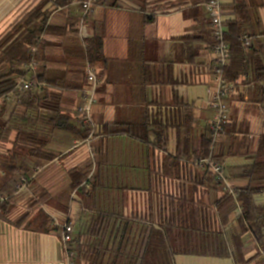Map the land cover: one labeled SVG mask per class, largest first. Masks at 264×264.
Listing matches in <instances>:
<instances>
[{
  "label": "crops",
  "instance_id": "crops-1",
  "mask_svg": "<svg viewBox=\"0 0 264 264\" xmlns=\"http://www.w3.org/2000/svg\"><path fill=\"white\" fill-rule=\"evenodd\" d=\"M37 1L0 0V35ZM79 1L47 6L49 30L40 36L44 44L36 48L38 66L33 72L40 88L46 86L59 97L61 113L75 129L39 122L46 138L43 151L50 159L38 163L27 158L28 178L14 174L7 179L0 170V204L9 207L0 211V264H60L65 255L64 225L72 223V237L79 234L82 241L88 240L86 230L98 211L109 214L120 228L107 233L113 257L124 254L128 261H136L152 227L160 235V225L169 218L172 206L185 199L194 202L193 213L204 214L210 227L222 232L228 256L213 258L230 264H264V238L256 240L240 225L237 208L226 205L218 211L214 204L223 192L205 181L196 183L190 173L203 170L204 162L190 156L182 166L173 164L179 153L200 149L199 138L215 115L209 106L217 86L215 57L206 42L207 0H99L87 14ZM239 2L244 3L241 14L248 35L263 57L264 0H221L224 28L228 33V21L240 18L235 12ZM186 36L191 37L188 43ZM96 39L101 41L102 56L92 64L82 52ZM263 65V58H255L252 67ZM90 69L97 77L95 88L88 81ZM256 74L231 82L233 91L226 100L230 120L216 141L215 156L234 191L257 182L241 173L264 150V76ZM34 90L41 93L39 88ZM92 91V124H84L79 109ZM8 117L7 113L3 119ZM3 132L0 152L12 151L17 131ZM181 137L193 138L194 144L186 143L179 150ZM161 139L164 147L158 144ZM78 173L88 176L73 188ZM24 178L23 188L19 179ZM84 187L92 190L90 197L82 196ZM256 198L264 204V193ZM186 212L191 216V211ZM42 213L45 218L28 226ZM21 217L28 218L20 224ZM203 224L206 221L200 219V228ZM180 257L211 258L180 254L175 264ZM122 259L123 264L128 262Z\"/></svg>",
  "mask_w": 264,
  "mask_h": 264
},
{
  "label": "trees",
  "instance_id": "trees-1",
  "mask_svg": "<svg viewBox=\"0 0 264 264\" xmlns=\"http://www.w3.org/2000/svg\"><path fill=\"white\" fill-rule=\"evenodd\" d=\"M73 1L39 0L33 9L14 19L5 33L0 35V101L2 102L0 110V140L1 137L5 136L3 131L6 128L15 129L18 135L12 151L0 152V170L3 171L7 179L14 176V174L28 178L27 168L29 163L26 162L27 158L35 159L37 162L40 159H50L48 153L43 151L46 138L39 130V122H45L53 125V127L58 126L65 130L75 129L70 124V119L61 113L59 97L53 92L50 93L48 87L41 85L40 94L34 89L27 90L24 93L19 92L20 81L23 78H32L35 75L27 70L24 64L38 60L37 54L33 52L32 48H41L44 44L40 36L49 30L47 6L52 4L57 7H64ZM243 5V2L235 5V12L238 15L240 14V18L228 21L229 30L225 35V40L230 46L231 57L224 69L225 77L229 82H234L238 77L250 75L253 72L256 73V71V75L260 78L264 76V65L260 69L252 67V65L254 66L255 58L261 60L263 58L264 60V56H260V52L255 48L256 44L253 41L249 47H246L242 40V37L248 35L250 30L246 27L243 21V14H241ZM208 26L206 42L208 43V48L213 51L216 43L211 20ZM190 38L188 36L185 37L186 43H188L187 41ZM258 44L261 46L262 52L263 46L261 43ZM101 53L102 47L99 39L89 43L82 52L86 61L92 64L95 59L101 58ZM38 80L43 81L40 77H38ZM7 97H10V100H7ZM21 107H24L23 110L25 112H22ZM7 113L9 117L3 119V116ZM84 132H89V129L85 128ZM199 139L201 143L200 149L194 150L192 154L189 152L179 153L173 157L175 158L173 164L178 167L182 166L191 157L198 158L197 161L204 162L203 170L194 169L195 172H190L194 174L196 183L205 181V184L210 187L220 189L223 192V196L221 200L214 204V207L218 211L226 205L231 209L237 208V211L240 212V225L244 226L246 231L251 232L256 240L261 241L264 238V204L259 203L256 197L258 194L264 193V178H261L264 174V150L258 151L254 156L253 165L249 169H243L241 173V176L250 181L255 177V179H258L257 182H251L249 186L234 191L235 194L233 196L224 191L225 185L217 179L216 175L209 170L208 164H206L209 159L215 162L219 161L218 157L215 156L218 138L214 139L209 128ZM193 141V138L181 137L177 142L179 150L184 145L193 143ZM158 142L159 146H165L163 139ZM166 158V161H168L170 156ZM166 172L172 173L170 171ZM176 172L181 176L182 172L179 169ZM78 175H80V179L73 184V188L79 187L88 176L87 173H78ZM19 181L22 183L20 179ZM85 188L81 190L82 196L90 197L92 190L87 191ZM193 206H195L194 202L186 201V199L183 203L176 202L175 206H172L173 209L169 214V218L160 225L162 231L164 230L165 232L161 231L159 235L158 229L152 227L145 248L143 250L139 248L137 251L136 255L137 257L140 256L141 259L136 261H128L124 254L114 255L113 257L110 235L107 236V233H111L113 230L118 232L120 228L116 227V222H112V217L109 214L98 211L99 214L92 216L94 219L86 230L88 240L82 241L79 234V238L72 237L69 246L74 253V260L78 264L81 261L87 262V264H123L122 258H124L128 261L125 264H175V256L180 254L226 258L228 256V246L223 241L222 232L218 231L219 229L217 228L213 230L204 214L197 215L193 213ZM8 210L7 203L0 204V211L6 212ZM187 210L191 211V216H189L190 213L186 212ZM27 218L21 217L18 221L22 224ZM42 218H45L43 213L36 216L32 222H28V226L36 225L37 220H42ZM200 219L202 222L206 221V225L203 224L201 228ZM125 227L126 224L123 223V230L126 229ZM181 239L183 243L177 242L181 241ZM160 254L162 260L159 257Z\"/></svg>",
  "mask_w": 264,
  "mask_h": 264
},
{
  "label": "built area",
  "instance_id": "built-area-1",
  "mask_svg": "<svg viewBox=\"0 0 264 264\" xmlns=\"http://www.w3.org/2000/svg\"><path fill=\"white\" fill-rule=\"evenodd\" d=\"M99 0H80L79 3L82 7V10L85 14L92 12L94 7L98 5ZM206 11L211 20L212 29L214 30V57H215V78L214 81L216 83V90L209 99V106L214 110V117L210 120L208 128H210L214 139L221 137L225 130L226 125L230 120L229 106L226 103L227 98L233 91V85L229 82L225 77V67L230 61V46L225 40L226 29L224 28V15L222 10L221 0H207L206 3ZM243 42L246 47H249L252 44V38L250 35H244L242 37ZM34 53H37V49L32 48ZM38 63L36 60H33L29 63H25L24 67L34 72L37 68ZM88 81L92 84L93 88L97 83V77L90 69L88 71ZM34 88H39V82L37 83V79L33 76L31 79H24L19 84V90L24 92L27 90H31ZM9 98V97H8ZM94 101V92L86 97V101L83 106L79 109V114L81 118V122L84 124H92V118L90 116L91 106ZM209 167V170L212 171L218 180L222 181L225 185L224 191L229 194L234 195V190L228 184L224 166L219 163L212 161L211 159L206 161ZM27 184V180L24 178L21 183V187H25ZM3 200V199H2ZM4 201V200H3ZM73 225L72 223L65 224L63 227V237L62 242L65 250L64 258L61 260L60 264H75L74 253L70 250V243L72 241L73 234Z\"/></svg>",
  "mask_w": 264,
  "mask_h": 264
},
{
  "label": "rangeland",
  "instance_id": "rangeland-1",
  "mask_svg": "<svg viewBox=\"0 0 264 264\" xmlns=\"http://www.w3.org/2000/svg\"><path fill=\"white\" fill-rule=\"evenodd\" d=\"M177 264H230V260L217 259V258H190L180 257L177 260Z\"/></svg>",
  "mask_w": 264,
  "mask_h": 264
}]
</instances>
